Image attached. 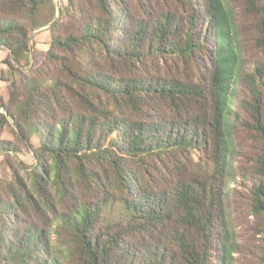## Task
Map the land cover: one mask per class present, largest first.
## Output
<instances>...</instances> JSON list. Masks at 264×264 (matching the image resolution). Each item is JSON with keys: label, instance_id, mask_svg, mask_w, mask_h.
I'll use <instances>...</instances> for the list:
<instances>
[{"label": "trees", "instance_id": "obj_1", "mask_svg": "<svg viewBox=\"0 0 264 264\" xmlns=\"http://www.w3.org/2000/svg\"><path fill=\"white\" fill-rule=\"evenodd\" d=\"M53 1L0 0V264H264V0H66L42 53Z\"/></svg>", "mask_w": 264, "mask_h": 264}, {"label": "rangeland", "instance_id": "obj_2", "mask_svg": "<svg viewBox=\"0 0 264 264\" xmlns=\"http://www.w3.org/2000/svg\"><path fill=\"white\" fill-rule=\"evenodd\" d=\"M54 7H55V22L60 18V11L63 10L64 6L66 5V0H54L53 1ZM62 16V15H61ZM52 22V23H53ZM51 24V23H50ZM49 25V24H48ZM48 25L38 28L35 31L31 33V42L35 45V50L39 52H45L47 51L50 43V36H49V30ZM34 50V51H35ZM33 50H31L29 64L27 66H17L19 69L28 70L29 67L33 64ZM248 59L250 57V54L246 56ZM7 58V52L3 49H0V75L3 77H9L10 80H12L14 77H10V74L8 72L7 66L4 64L5 59ZM6 84L0 83V99L7 101V92H6ZM238 87H236L237 89ZM0 113H4L3 108L0 106ZM11 122V121H10ZM0 139L2 141H13L14 138L10 132V129L5 126L3 129V132L0 135ZM240 142L243 145H248L249 142L246 140L240 139ZM32 143L36 146L37 141L35 139L32 140ZM12 156L18 163H23L24 165H30L31 164V158L30 154L23 152L22 154L15 156L13 153ZM11 175L10 171L6 165V163L3 160V157L0 154V180H10ZM237 181H239L237 179ZM231 193L230 195V201L229 203V212L234 217V225L237 231L242 235L243 241L246 239H249L251 243H256V239L252 237L253 234L252 228H253V222L254 218L252 216L247 215L245 211V205L250 199V187L249 185H242L240 182L232 183L230 184ZM258 241V240H257ZM237 264H257V260L254 259L251 254L246 251L245 254L238 256L237 258Z\"/></svg>", "mask_w": 264, "mask_h": 264}, {"label": "water", "instance_id": "obj_3", "mask_svg": "<svg viewBox=\"0 0 264 264\" xmlns=\"http://www.w3.org/2000/svg\"><path fill=\"white\" fill-rule=\"evenodd\" d=\"M54 23V22H53ZM53 23L49 24L48 27H50Z\"/></svg>", "mask_w": 264, "mask_h": 264}]
</instances>
